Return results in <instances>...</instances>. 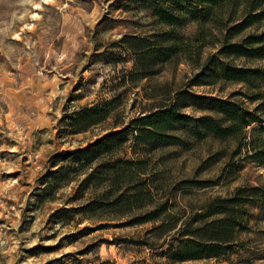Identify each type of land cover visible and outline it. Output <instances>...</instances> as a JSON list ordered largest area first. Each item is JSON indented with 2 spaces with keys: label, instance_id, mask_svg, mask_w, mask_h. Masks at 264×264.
<instances>
[{
  "label": "rangeland",
  "instance_id": "obj_1",
  "mask_svg": "<svg viewBox=\"0 0 264 264\" xmlns=\"http://www.w3.org/2000/svg\"><path fill=\"white\" fill-rule=\"evenodd\" d=\"M166 31L184 38L179 61H139L138 40ZM263 32L264 21L230 42L264 49L245 45ZM224 34L197 23L169 28L134 0H0V264H264V215L257 207H247L245 228L226 255L183 262L169 255L183 234L219 218L211 213L238 189L249 194L264 186V163L247 146L264 150V122L239 139L183 136L190 147L140 146L130 130L135 119L184 90L232 100L264 121V81L191 85L213 58L264 71V57L219 55ZM103 101L113 103L110 118L67 133L74 112ZM184 112L208 114L193 107ZM125 129L121 149L89 167H70L73 181L45 195L50 172L69 166L53 167L61 154ZM65 208L70 212L55 215ZM152 214L157 219L134 223Z\"/></svg>",
  "mask_w": 264,
  "mask_h": 264
},
{
  "label": "trees",
  "instance_id": "obj_2",
  "mask_svg": "<svg viewBox=\"0 0 264 264\" xmlns=\"http://www.w3.org/2000/svg\"><path fill=\"white\" fill-rule=\"evenodd\" d=\"M139 8L149 9L159 22L169 28L185 26L189 23L200 25H215L225 33L224 42L218 52L224 58H255L264 57V49H252L232 44L230 40L245 32L253 25L264 21V0H134ZM183 39L171 32L154 34L151 38L138 40V60L151 65V60L160 62L170 60L179 61V45ZM264 44V32L259 36H252L245 40V45ZM205 44L204 46H208ZM202 46V47H204ZM186 55V54H185ZM234 81L254 85L257 81H264V71L258 69H240L213 58L210 66L205 68L192 81L191 85H211L218 80ZM111 101H103L93 107L82 108L74 112L67 124L68 134H77L89 130L110 118L113 107ZM208 113L200 117L184 112L186 108ZM262 118L243 105L232 100H224L211 96H198L189 90L180 91L170 104L155 112H149L135 119L130 126L134 132L137 145L149 148L181 145L190 147V143L183 139L186 136L194 141L201 142L208 138L218 140L243 138L245 131L256 123H263ZM128 129L111 132L99 138L84 148L61 154L59 163L53 167L68 162L69 166H59L50 172L44 188L45 195L58 191L73 179L69 177L73 166L89 167L105 155L121 149L128 141ZM264 143L263 141H260ZM259 142V143H260ZM257 163H264V150L254 142L247 144ZM218 156L212 161H218ZM128 165L131 162L127 163ZM71 167V168H70ZM110 168L115 165L110 164ZM97 170L91 171L81 183V190L89 186L96 177ZM199 187H206L205 182H198ZM240 188L237 194L224 200L221 206L211 215L219 214L203 226L189 230L177 240L176 246L169 252L176 261L219 258L226 255L236 240L238 233L245 228L247 207H257L264 215V186H254L248 189ZM119 196L113 204L116 205L125 199ZM130 200L126 202L129 203ZM87 204L77 211L91 208ZM70 212V209H61L55 215ZM157 214L136 219L140 224L157 219Z\"/></svg>",
  "mask_w": 264,
  "mask_h": 264
}]
</instances>
